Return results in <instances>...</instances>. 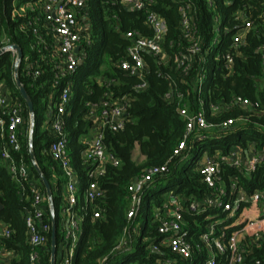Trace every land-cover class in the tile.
<instances>
[{
  "label": "trees",
  "instance_id": "trees-1",
  "mask_svg": "<svg viewBox=\"0 0 264 264\" xmlns=\"http://www.w3.org/2000/svg\"><path fill=\"white\" fill-rule=\"evenodd\" d=\"M37 1L0 0V49L5 42L21 48L23 59L18 69V79L32 100L34 110L29 140L30 116L15 83L13 57L9 52L3 53L0 56V84L11 99L21 103L24 116L20 131L21 148L12 156L16 167L22 164L28 168L26 178L19 173L12 174L0 155V223L10 231V236L3 239V250L9 258V264H29L31 249L26 241L24 215L32 208L33 186L45 196V188L29 155L30 142L34 160L51 186L57 245L63 221L61 212L65 207L60 190L65 177L49 155L53 137L47 127L49 105L55 101L59 88L54 85L55 57L50 47L43 49L38 44V36L33 32L41 25V21L35 19ZM121 1L86 0L85 11L94 44L75 73L65 79L71 81L73 88L77 84L76 96L66 108L64 129L68 138V157L80 179L79 199L74 210L84 216L73 264H109L114 257L127 250H132L129 259L131 264H156L157 258L170 257L166 250L159 255L148 249L151 244L158 245L160 241L156 231L157 222H153L157 210H163L171 196H178L183 202H188L190 199L201 200L207 194L200 173L207 159L227 157L233 148L241 152L251 147L259 152L264 150V0H213L212 8H207L205 0H189V14L198 28L201 52L195 56L186 74L176 68L177 54L187 46L183 43L179 29V8L185 5L186 0H152L147 8L160 14L167 31L162 58L143 53L146 81L143 91L135 89L140 83L139 78L121 70L119 62L130 60L127 54L130 42L124 34L134 31L151 36V30L145 21V11H128ZM14 5L29 8L22 16L12 17ZM219 16L224 18L219 27V42L210 54V70L205 83L200 85L198 78L205 70L207 57L203 58L202 51L212 37L214 19ZM247 22L250 26L241 45L234 47L233 34ZM41 32L46 44L50 45L52 40L44 31ZM98 32L101 40L96 42L93 34ZM24 46L28 49L27 54H24ZM226 55L232 58L227 67L224 60ZM27 57L31 62H37L38 76L25 74ZM167 93L170 94L168 100L165 98ZM105 94L112 98H127L126 122L121 130H103L106 152L118 160V165L106 164L103 173L93 179L88 176L91 166L84 160L86 142L90 139L94 125L88 114L92 105H96L98 113V104ZM236 98L247 100L249 106L243 107L235 102ZM210 105H224L225 108L214 114L210 111ZM181 107L187 108L192 115L203 109L207 122L213 126L207 130H194L187 140L186 148L174 155L186 129V121L178 112ZM0 117L5 119L1 107ZM227 120H232L233 124L222 128L221 124ZM136 147L139 157L134 158ZM190 152L194 153L193 157L186 162ZM166 163L168 171L154 178L140 195L142 202L146 199L147 204H153V213L148 227L143 225L136 231L135 223L140 211L131 220L127 219L130 207L127 187L149 168ZM220 167L225 172L226 181L227 176L236 175L237 184L247 193L261 189L264 184V165L258 166L248 176L237 173L225 163H220ZM92 180L98 184L103 196L86 202L83 193ZM163 182L167 190L151 191L147 198L144 197L147 187ZM43 204L45 213L42 221L51 227L46 196ZM93 210H100L101 217L93 219ZM187 218L192 223L193 217ZM195 220L202 222L201 217ZM123 236L128 239V244L117 250L116 246ZM47 238V243L37 249L39 264H50L51 228ZM246 252L248 264H264V243L249 244Z\"/></svg>",
  "mask_w": 264,
  "mask_h": 264
},
{
  "label": "built area",
  "instance_id": "built-area-1",
  "mask_svg": "<svg viewBox=\"0 0 264 264\" xmlns=\"http://www.w3.org/2000/svg\"><path fill=\"white\" fill-rule=\"evenodd\" d=\"M114 1V0H109ZM183 1V0H181ZM189 0L179 8L180 21L179 29L185 50L179 51L176 57V68L186 74L194 61L195 56L201 52L200 36L196 23L189 14ZM207 8L213 7V0H205ZM86 0H38V13L36 20L41 21L40 28L33 30L38 36V44L43 49L50 47L53 50L54 85L58 88V95L55 101L50 102L47 115L48 129L53 137L49 146V155L57 163L65 177L64 217L61 228L67 225L66 236H60L56 248L58 257L55 264H73L75 249L81 231L83 214L77 213L74 208L78 203V192L80 179L72 168L68 157V138L65 132L64 115L67 106L74 100L72 97L73 87L71 81H65L72 76L82 62L87 58L89 48L94 44L91 37L88 14L85 11ZM152 0H122L121 4L125 9L132 12L145 11V21L151 30V36H145L141 32L128 31L124 37L129 40L127 54L130 60L119 62L121 70L128 75L138 77L140 83L135 89L143 91L146 88L145 62L143 53L151 54L154 57H163V43L166 37V25L160 14L148 10L147 6ZM29 8V6H28ZM23 6L14 5L12 17L22 16L28 9ZM33 10L32 7H30ZM219 18L214 19L217 23ZM250 23L237 30L232 36V44L238 47L242 43L245 32ZM47 35L52 43L47 45L42 38V32ZM215 29L205 50L202 51L203 58L210 55L212 49L218 44L219 36H214ZM40 36V37H39ZM10 44L0 49L11 53L13 61L16 60V51L8 48ZM33 48V47H32ZM77 51H75V49ZM23 59V54H22ZM21 59V60H22ZM24 72L26 75L36 77L39 71L36 70V61H29L25 58ZM20 60V63H21ZM226 67L231 63V56L224 57ZM19 63V67H20ZM18 67V69H19ZM18 73V71H17ZM206 80V72L199 76L198 83L202 85ZM101 82V80H99ZM165 98L170 99L167 93ZM235 102L243 107L249 106L247 100L236 98ZM202 106V103H200ZM128 100L125 96L112 98L105 94V97L98 104L92 105L88 117L93 120V129L90 139L86 142L84 160L89 163L91 170L88 173L90 178L96 179L100 176L106 164L118 165L112 155L106 152L103 144V130L118 131L124 127L126 122ZM224 106V105H223ZM0 107L5 119L0 117V152L1 159L7 169L12 173H19L26 178V167H16L12 153L20 151V131L24 123L23 108L20 102L11 99L0 84ZM220 106L210 105V111H218ZM179 115L186 121V129L182 140L178 143L173 154L178 155L187 146V140L194 130H207L210 125L201 109L196 114H189L187 108L178 109ZM30 122V117H29ZM233 124L232 120L224 121L222 128ZM233 148L227 157H216L207 159L200 168L202 182L208 192L201 200L190 199L183 202L178 196H171L163 210L158 209L154 214V221L157 222L156 231L160 236L157 244H151L149 251L162 255L164 250L169 254L167 258H157L156 264H248L247 248L250 244L264 243V184L261 189L247 193L237 184L236 175L224 178L225 172L220 163L228 164L241 175L253 174L257 167L264 165V150L256 151L253 147L241 152ZM168 171V164L159 167H152L143 175L133 179L127 187L130 207L127 211V219L131 220L138 215L142 207L141 193L145 186L150 185L154 178L165 174ZM31 210L24 215L26 226V241L31 251L28 256L29 264H39L37 249L47 243V233L50 226L42 221L45 205L44 194L36 187H32ZM86 202H92L103 196L95 180L90 181L83 193ZM81 208L80 210H84ZM79 210V209H78ZM228 215V218L221 224H216L214 219L218 216ZM187 216L193 217L192 223ZM101 217L100 210L92 211V218ZM201 217L202 222L195 218ZM61 230V229H60ZM10 236V231L5 227L0 228V264L6 256L3 250V239ZM128 239L124 236L120 239L116 249L126 247ZM9 255V253H7ZM8 258V257H7ZM256 264H258L256 262Z\"/></svg>",
  "mask_w": 264,
  "mask_h": 264
},
{
  "label": "rangeland",
  "instance_id": "rangeland-1",
  "mask_svg": "<svg viewBox=\"0 0 264 264\" xmlns=\"http://www.w3.org/2000/svg\"><path fill=\"white\" fill-rule=\"evenodd\" d=\"M223 20H224V18L221 17V16H219L218 22L217 23H214V29H215L214 36L216 38L219 36V33H220L219 27H220V24L222 23ZM93 35H94V40L96 42H99L101 40V34L99 32L96 33V34H93ZM23 49H24V54H27V52H28L27 47L24 46ZM210 61H211V57H210V55H207L206 62H205V72H206V75L208 74V72L210 70V67H209ZM75 81H77V82L79 81V76L76 78ZM76 92H77V84H75V86L73 88V93H72V97L73 98L76 96ZM224 108H225V106H221L218 111L213 112V113L214 114H218ZM193 154H194L193 152H190L189 153V155L186 158V162H189L192 159ZM134 156H135L134 158L139 157L138 151H136V153H135ZM203 156H204V154H203ZM203 156H201V159L203 158ZM162 189H165V190L168 189L166 187V183L165 182H163L161 184L151 185V186L147 187L144 190V197L147 198L148 197V194L151 191H157V190H162ZM152 213H153V204H151V203H148L147 204L146 199H143L142 208L140 210V214L138 215V217L136 219V223H135V230L136 231H139L143 225H146L148 227V224H149V221L151 219ZM61 216L64 217V214L61 213ZM227 218H228V215L226 214L225 216H218L217 218L214 219V221H215L216 224H221ZM66 232H67V225L65 224V225H63V227L60 230V236H62V237L66 236ZM136 237H137V234H136ZM131 254H132V250H127V251H125V252L117 255L116 257H114L109 262V264H131V261L129 260L131 258L130 257Z\"/></svg>",
  "mask_w": 264,
  "mask_h": 264
},
{
  "label": "water",
  "instance_id": "water-1",
  "mask_svg": "<svg viewBox=\"0 0 264 264\" xmlns=\"http://www.w3.org/2000/svg\"><path fill=\"white\" fill-rule=\"evenodd\" d=\"M9 49L11 50H15L16 51V60L14 62V77H15V83L17 88L19 89L20 95L23 98L29 116H30V130H29V140H31V136H32V128H33V115H34V110H33V103L32 100L30 99V97L28 96V94L26 93L24 87L22 86L20 80L18 79V67H19V63L20 60L22 59V50L18 45L15 44H10L8 46ZM78 48L75 49V51H77ZM6 50H0V56L5 53ZM29 155L31 158V162L33 167L35 168V170L37 171L39 178L45 188V195L47 197V202L49 205V210H50V215H51V221H52V226H51V238H50V264H55V257H56V248H57V238H56V225H55V218H54V212L52 210V206H51V186L49 184V182L47 181V179L43 176V174L41 173L40 169L38 168L35 160H34V154L32 152V146H31V142L29 143ZM2 208V205L0 204V209Z\"/></svg>",
  "mask_w": 264,
  "mask_h": 264
},
{
  "label": "crops",
  "instance_id": "crops-1",
  "mask_svg": "<svg viewBox=\"0 0 264 264\" xmlns=\"http://www.w3.org/2000/svg\"><path fill=\"white\" fill-rule=\"evenodd\" d=\"M238 150V149H237ZM136 151H138V149H137V147L135 148V150H134V155H135V153H136ZM135 157V156H134ZM141 159V158H140ZM27 169V170H26ZM26 172L28 173V168L26 167ZM55 178V177H54ZM56 180V178L54 179V181ZM60 190H61V192H62V195L64 196V191H65V187H64V182L61 184V187H60ZM61 213H63V212H61ZM64 214V213H63ZM1 226H2V224L0 223V228H1ZM2 264H9V258H7L6 256H4L3 258H2Z\"/></svg>",
  "mask_w": 264,
  "mask_h": 264
}]
</instances>
